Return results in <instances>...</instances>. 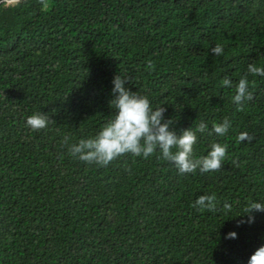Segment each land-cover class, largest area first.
Listing matches in <instances>:
<instances>
[{"label":"trees","instance_id":"trees-1","mask_svg":"<svg viewBox=\"0 0 264 264\" xmlns=\"http://www.w3.org/2000/svg\"><path fill=\"white\" fill-rule=\"evenodd\" d=\"M249 63L264 66V0L0 4V264H247L264 245V212L243 213L264 200V76L248 75L239 109L222 81ZM120 73L177 133L228 119L224 136L197 133L194 145L201 156L226 144L222 167L180 174L158 152L106 166L73 157L111 118ZM39 111L49 124L31 130ZM210 194L215 210L193 207Z\"/></svg>","mask_w":264,"mask_h":264},{"label":"clouds","instance_id":"clouds-1","mask_svg":"<svg viewBox=\"0 0 264 264\" xmlns=\"http://www.w3.org/2000/svg\"><path fill=\"white\" fill-rule=\"evenodd\" d=\"M210 52L216 56L223 53V46L215 44ZM151 69V62L146 64ZM248 75L264 76V66L249 63L247 74L242 75L233 85V81L224 78L222 85L225 87H235V94L231 97L232 102L239 109L243 101L251 98V81ZM129 83L127 75L117 74L112 79L111 92L112 99L109 105L112 109L111 118L91 137L80 138L77 142L69 146L70 154L85 162H94L99 166H106L118 156L131 153L134 156L147 158L154 152L159 153L158 158L170 161L178 173H195L197 170L202 173L219 170L227 155V145L213 142L206 154L197 156L194 145L197 144V133L217 137L224 136L231 122L223 119L218 123H212L211 127L201 121L195 131L190 127L177 133L172 130L171 119L164 118L165 109L161 106L153 107L146 95L132 92L126 86ZM49 117L40 111L35 112L25 119V124L31 130H41L48 126ZM249 139L246 132L238 135V140ZM65 136L63 142H67ZM175 149V151H173ZM217 201L215 194L199 195L193 201V207L198 210L213 211L216 209ZM229 202H224L223 208L231 209ZM252 210L264 212V200H254L249 202L248 211ZM254 221L252 215L247 219H241L238 223H249ZM236 231L225 233V239H235ZM247 264H264V245L256 248L248 257Z\"/></svg>","mask_w":264,"mask_h":264},{"label":"water","instance_id":"water-1","mask_svg":"<svg viewBox=\"0 0 264 264\" xmlns=\"http://www.w3.org/2000/svg\"><path fill=\"white\" fill-rule=\"evenodd\" d=\"M16 1H20V0H0V4L5 3V2L11 3V2H16Z\"/></svg>","mask_w":264,"mask_h":264}]
</instances>
